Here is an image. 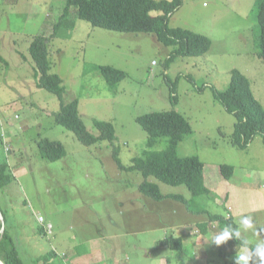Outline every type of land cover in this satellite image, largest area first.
I'll return each mask as SVG.
<instances>
[{"label":"rangeland","instance_id":"374dc122","mask_svg":"<svg viewBox=\"0 0 264 264\" xmlns=\"http://www.w3.org/2000/svg\"><path fill=\"white\" fill-rule=\"evenodd\" d=\"M254 2L183 0L168 26L205 36L211 46L203 56L175 57L166 64L172 47L158 42L152 33L107 31L75 19L73 27L61 28L52 37L64 0H0V163H6L13 177L0 194V208L22 264L47 252L50 245L65 252H83L91 264H158L160 255L173 257L163 253L168 243L163 238L171 232L172 223L182 230L183 219L173 213L183 210V204L141 195L138 186L143 177L136 171L120 170L112 157L115 153L120 164L128 167L132 158L165 150L167 138L147 145V134L136 122L145 114L173 110L188 121L192 132L178 143L177 155L198 157L204 164L203 174L221 186V195L234 194L233 187L217 181L224 164L234 168L230 184L236 190L241 178L254 196H264L263 137L255 136L245 150L232 147L234 118L208 89L199 94L184 77L191 76L198 86L205 83L224 90L236 69L248 78L253 96L264 107V65L254 53ZM39 35L51 36L49 73L62 81L61 99L35 85L28 49ZM95 66L121 70L124 78L116 85L107 84ZM170 82H176L175 105L169 101ZM73 99H77L85 128L96 136L93 121L108 122L114 128V142L84 146L71 131L55 123L60 103ZM43 139L61 143L64 157L54 162L42 159L37 143ZM148 180L162 194L189 199L190 209L199 212L192 223L207 221L205 227L211 224V234L221 231L217 222L208 221L201 212L227 214L223 197L209 193L193 198L184 185ZM256 197L250 199L255 203ZM233 206L242 207L237 199ZM32 213L52 226L50 244L38 234ZM249 216L261 231L249 230L242 238L254 246L264 238V211ZM223 245L202 247L189 262H195L196 254L213 257L220 252L225 254L213 257L211 264H235V256L226 254Z\"/></svg>","mask_w":264,"mask_h":264},{"label":"trees","instance_id":"16d2710c","mask_svg":"<svg viewBox=\"0 0 264 264\" xmlns=\"http://www.w3.org/2000/svg\"><path fill=\"white\" fill-rule=\"evenodd\" d=\"M63 13L59 16L54 25L52 37L61 28L67 29L74 25L75 19L87 21L93 27H98L107 31L119 33H152L158 42L167 47H172L166 62H171L175 57H200L205 55L211 46L209 38L196 34L189 30L180 28H170L169 18L183 4V0H64ZM257 35L254 36V53L264 65V0H255L254 8ZM152 12H158L152 16ZM44 35L36 36L29 44V55L34 63V80L38 89H44L61 99L64 88L60 77L49 73L50 62L48 60V40ZM99 76L110 85H116L124 78L121 70L110 66H95ZM199 94L208 89L214 101L220 105L235 122L233 132L230 136V145L239 150H245L255 136L263 137L264 142V107L255 99L251 91V85L247 77L234 69L230 73L229 82L224 90H218L215 86L208 84L197 85L191 76H184ZM169 101L172 105L177 103L175 91L176 82H170ZM77 99L63 104L60 103L59 111L54 115L57 125L71 131L76 139L84 146H92L99 142L115 141L113 126L108 122L93 121V126L98 135L91 134L84 126L78 115ZM136 122L147 134V145L153 146L161 137L167 138L165 150L159 152L146 153L145 157H135L131 159V165L125 167L120 164L115 153L113 159L122 171H136L143 178L138 186L139 193L154 200L163 199L177 201L185 206L191 214H199L190 209V203L181 195L162 194L154 182L147 179L153 177L155 180L178 187L184 185L191 197L207 196L210 192L204 185L203 167L204 164L196 156L179 157L177 155L178 143L192 129L188 121L176 111L153 112L137 117ZM39 156L49 162L57 161L64 157L65 151L61 143L47 139L37 143ZM234 168L231 165H221L219 172L225 180H230ZM12 175L7 169L6 163H0V194L11 183ZM4 221V231L0 235V260L4 264H22L18 256V248L10 230L5 227L6 216L0 208ZM207 214L208 221L217 222L221 228L229 225L236 226L231 216ZM204 227V226H203ZM205 228V227H204ZM42 235V230H38ZM243 239V238H241ZM180 238H171L167 242V248L178 253L181 252ZM241 242L236 238L228 240L224 248L231 247L239 249ZM249 247H254L249 244ZM26 257V254H23ZM221 256V255H220ZM29 264H59L51 251H47L36 257H31ZM252 264V262H250ZM258 264V261L256 262Z\"/></svg>","mask_w":264,"mask_h":264},{"label":"crops","instance_id":"0c3cea01","mask_svg":"<svg viewBox=\"0 0 264 264\" xmlns=\"http://www.w3.org/2000/svg\"><path fill=\"white\" fill-rule=\"evenodd\" d=\"M246 178L248 179V182L251 181L249 179V177H246ZM203 179H204L205 187L209 190L210 193H212V195H214L215 197H217L219 199H222V197H223V199H222L223 204L222 205L225 208L227 215L231 216L234 222L236 219H238V217H240L242 215H251V214L257 213L259 211H264V196L263 197L254 196L252 194L251 190L249 189L248 184H246L245 182L242 183L241 178H239V181H238L239 188L236 190L234 185L230 184L231 179L225 180L221 176V174L220 175L217 174V181L219 184L229 185V186L234 188V191L232 190V192L234 194H231V193L230 194L229 193L222 194L224 196H222L220 194L219 188L221 186H217L216 179L214 177L205 176L203 174ZM242 184H244L246 187H244ZM261 186H263V185H261ZM253 197L258 198L259 200H256L257 202L254 203L250 199ZM236 199L239 200L242 207L237 208V207L233 206V203L236 201ZM186 200H189V199H186ZM161 201H165V199H163ZM161 201H159V202H161ZM258 205H260L261 208L254 209V208H257ZM173 214L179 215L183 219L184 222L182 223L183 224L182 230L179 229V227H180L179 224H173L172 223L170 225L171 232L170 233L165 232V236H164L163 240L168 241L171 238L182 239L181 240V252L176 253L173 250H169L166 247H164L162 249V251H164L163 253H171L173 257L172 258H163L162 255H160L158 257V261H157L158 264H183V261H186L185 264H211L213 257L216 256V258H217V257H220V255L223 256L225 254V253L218 252L213 257H208L205 255L198 256L196 254L195 262H193V263L189 262L191 259L192 253H196L197 250L202 248V247L210 246V247L218 248L216 245H214L212 243V239L216 234L221 232L223 230V228H220L221 231H216L215 234H211L210 233V225L211 224H209L208 226L205 227V225L208 222L207 221L202 222L200 220H198L197 223H192V221L195 219L194 214L189 213L185 209V206H184L183 210H180V209H178L176 211L174 210ZM203 215H206V217H207V214H203ZM29 217H32V216L30 215V216H28V218ZM32 219L34 220V217H32ZM147 221H150V220H147ZM214 223H216V222H214ZM162 225H164V223ZM175 232H181V233L178 234ZM196 232H197V234H196ZM227 242H225L224 245ZM224 245H223V248H224ZM226 248L227 249L224 248L226 251V254H229L231 256H235L236 253L239 251V249L238 250L236 249L235 253H234L233 252L234 250L231 247H226ZM68 253L71 257V260L73 262H76L75 264H91L92 263V261H90L89 257H87V255H85L83 252L77 251V252H72V253L68 252ZM99 257H100V255L98 257H95V258L99 259ZM199 260H202V261H199Z\"/></svg>","mask_w":264,"mask_h":264},{"label":"clouds","instance_id":"9594fccd","mask_svg":"<svg viewBox=\"0 0 264 264\" xmlns=\"http://www.w3.org/2000/svg\"><path fill=\"white\" fill-rule=\"evenodd\" d=\"M147 181H149V180L147 179ZM141 195H143V194H141ZM32 215L35 219L36 214L32 213ZM37 215H39V214H37ZM35 221H36V219H35ZM44 222H45V220H44ZM36 223H37V221H36ZM37 225L42 230L43 238L45 239L46 242L49 243L50 238L52 236L50 238L45 237L43 234L42 227L38 223H37ZM249 230L261 231V229L257 228L256 225L253 223V217L252 216L242 215V216L238 217L237 226L233 227L232 225H229L226 228H224L221 232H219L218 234H216L213 237L212 243L214 245H216L217 247H219L222 244H224L225 242H227L228 240L236 238L237 240H239L241 242V244H240V250L236 253V255L234 257L235 264H250V262H252V264H256L257 261L259 262V264H264V238L259 239L255 243L254 247H251V248L249 247V242L247 239H241L243 233H246ZM52 235H53V231H52ZM51 247H53V246L50 245V249L48 251L52 252ZM54 249H56V248H54ZM58 251H61V250H58ZM66 253L71 260L69 253L68 252H66ZM54 256H55V259L59 262V264H61L60 261L56 258L55 254H54ZM73 264H75V263L73 262Z\"/></svg>","mask_w":264,"mask_h":264},{"label":"built area","instance_id":"2783aa9c","mask_svg":"<svg viewBox=\"0 0 264 264\" xmlns=\"http://www.w3.org/2000/svg\"><path fill=\"white\" fill-rule=\"evenodd\" d=\"M35 219L37 223L42 227L43 234L45 237L50 238L52 236V227L50 224H46L44 222V219L39 216L35 215ZM52 252L56 255V258L60 261L61 264H73V262L70 260L69 256L64 251H58L51 247Z\"/></svg>","mask_w":264,"mask_h":264},{"label":"water","instance_id":"95a60500","mask_svg":"<svg viewBox=\"0 0 264 264\" xmlns=\"http://www.w3.org/2000/svg\"><path fill=\"white\" fill-rule=\"evenodd\" d=\"M4 231V221L0 212V235L3 233ZM0 264H4L1 260H0Z\"/></svg>","mask_w":264,"mask_h":264}]
</instances>
